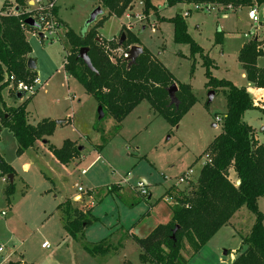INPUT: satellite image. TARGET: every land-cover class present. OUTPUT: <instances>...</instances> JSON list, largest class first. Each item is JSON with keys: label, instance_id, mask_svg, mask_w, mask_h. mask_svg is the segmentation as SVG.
I'll return each mask as SVG.
<instances>
[{"label": "rangeland", "instance_id": "rangeland-1", "mask_svg": "<svg viewBox=\"0 0 264 264\" xmlns=\"http://www.w3.org/2000/svg\"><path fill=\"white\" fill-rule=\"evenodd\" d=\"M11 1L12 12L17 5ZM26 1L29 17H34L35 4L33 0ZM151 1L160 16L168 18L181 13L185 17L189 33L212 59L211 70L216 78L247 86L255 103L264 106L263 92L242 76L245 68L239 60L244 43L264 38V18L263 23L252 22L248 16L250 5L203 11L195 10L192 2L187 1L173 6L165 4L166 0ZM4 2L0 0V9ZM142 2L136 0L133 9L122 17L110 16L100 27L101 36L111 39L116 35L114 39L118 40L122 32L134 33L140 39V46L156 54L173 73L175 83L191 85L197 102L174 125L144 100L118 128L109 112L100 117L96 98L67 72L65 59L69 45L65 28L61 26L57 33H48L44 38L36 29L30 31L31 58L38 75L36 89L18 99L15 89L6 88L3 97L8 105L15 106L31 97L27 105L31 124L44 118L66 120L56 125L49 137L50 145L61 147L70 139L79 146L82 155L64 164L42 142L18 154V141L13 132L2 128L0 155L16 173L14 193L8 199V175L2 176L0 169V247L3 248L0 264H153L141 259V246L129 236V229L138 237L145 236L148 234L145 228L171 217L173 202L164 193L173 185L185 191L192 189L191 182L197 181L208 158L205 150L223 130V116L228 106L224 90L208 86L201 56L192 58L189 44L175 42L171 22L160 19L152 10L148 19L141 21L135 17L143 14ZM56 5L59 17L82 34L90 28L88 19L100 3L98 0H56ZM260 6L262 13L264 4ZM186 11L190 13L184 15ZM103 14H108L106 8ZM128 23L132 24L131 30ZM151 24L156 25V32L152 31ZM220 34L223 38L218 41ZM116 53L119 50L113 51ZM257 62L263 68L264 56H259ZM210 91L214 92L211 102ZM243 120L255 129L259 141L264 142V112L260 108L249 109ZM84 169L86 172L82 174ZM190 169L192 180L180 183L179 178ZM143 179L150 191L146 197L136 187ZM79 187L84 191H79ZM77 193L81 194L78 202L73 201ZM67 198L80 209L88 208L89 204L94 206L92 213L98 220L88 226L86 240L115 241L126 235L120 252L95 257L83 248L81 240L66 233L64 217L57 205ZM258 207L264 213L263 197L258 199ZM254 219L253 212L246 206L241 207L199 252L188 257L187 264H231L242 249L243 236L250 232ZM136 223L138 227L133 228ZM43 243L49 247H43ZM184 253L190 255V249L185 248Z\"/></svg>", "mask_w": 264, "mask_h": 264}, {"label": "trees", "instance_id": "trees-1", "mask_svg": "<svg viewBox=\"0 0 264 264\" xmlns=\"http://www.w3.org/2000/svg\"><path fill=\"white\" fill-rule=\"evenodd\" d=\"M5 0L0 9V131L6 127L13 132L18 141L17 153L22 154L35 146L38 141H46L56 128V121L44 118L37 124L28 121V97L21 104L8 105L3 97V90L11 86L10 76L33 85L38 78L35 69L28 68L32 46L28 33L35 30L25 23L31 13L26 0ZM108 14L98 20L89 30L76 33L58 16V6L53 9L56 21L65 28L69 51L65 59L67 72L76 78L116 120L117 127L142 101H148L157 113L176 125L193 107L197 98L191 85L185 82L177 84V101L171 102L168 88L177 81L173 73L164 66L156 54L143 46V52L134 63L121 53L128 51L131 45L139 44L140 39L131 31H125L126 39H105L99 28L110 16L122 17L134 5L136 0H98ZM223 2L236 5L263 4L264 0H166L168 6L181 2ZM143 12L148 15L152 10L160 19L171 22L174 26V40L190 45V55H200L206 67L205 75L208 86L216 90L223 89L228 110L223 116L222 132L208 145L204 154L208 158L203 163L196 182H191L192 189L181 190L177 185L169 187L166 196L172 199L171 219L158 224L146 237L133 238L141 246L143 261L153 264H187L188 257L199 252L202 247L228 224L235 213L246 206L255 215L253 226L248 235L243 236L242 249L231 264H264V213L259 210L258 199L264 197V142L257 138L255 129L243 120L244 113L252 108L264 107L255 103L247 86H237L231 80L218 79L212 74V59L204 54L203 48L188 31V24L181 13L171 17L160 16L151 0H143ZM18 8V9H17ZM222 34L219 35L221 41ZM88 47V54L96 71L88 68L78 57L79 51ZM264 54L261 41L250 40L240 50L239 60L243 64L248 81L257 88H264V68L258 66L259 56ZM193 65V69L194 70ZM15 91V90H14ZM17 93V92H16ZM55 158L66 164L80 154V148L70 139L61 147L49 145ZM2 176L15 174V170L0 155ZM234 170L241 182L230 178ZM7 198L14 193V183L7 179ZM164 195V196H165ZM64 217V228L68 235L81 240L83 248L91 255L108 256L117 252L123 242L114 243L109 238L98 242L85 239V230L98 220L91 209L74 207L70 199L58 205ZM190 249L186 256L185 248Z\"/></svg>", "mask_w": 264, "mask_h": 264}, {"label": "built area", "instance_id": "built-area-1", "mask_svg": "<svg viewBox=\"0 0 264 264\" xmlns=\"http://www.w3.org/2000/svg\"><path fill=\"white\" fill-rule=\"evenodd\" d=\"M33 3L35 4V16L33 17L36 22L39 24V28L36 30L37 33L40 35V37L44 38L48 33L49 34H55L57 33L58 29L61 27V25L56 21L53 13V9L56 6V0H33ZM143 3V2H142ZM264 4V3H263ZM260 4V5H263ZM192 5L195 10H203V11H212L216 9H234V5L232 3H223V2H192ZM258 4H254L250 6V9L248 11V16L250 20L254 23H260L262 21V18H264V10L262 13L260 12L261 6ZM190 12L186 11L184 15H188ZM131 17V14L128 15V18ZM135 17H138L141 21L148 19L149 16L146 15L144 12L143 14H137ZM129 29H132V24H127ZM151 28L153 32H156V25L151 24ZM119 52L128 59V51H124L122 49H119ZM11 86L15 89L16 92L24 91L27 93H33L36 89V84H38V78L35 79L33 85H29L23 80H16L14 75L10 76ZM83 173L86 172V170L82 171ZM192 169L184 173L183 176L179 178V182H187L189 183L192 178ZM139 193L141 196L146 197L149 195V189L147 186V183L144 180H139L136 185ZM79 191H82L83 189L81 187L78 188ZM44 247H49V244L44 243ZM3 248L0 247V250Z\"/></svg>", "mask_w": 264, "mask_h": 264}, {"label": "water", "instance_id": "water-1", "mask_svg": "<svg viewBox=\"0 0 264 264\" xmlns=\"http://www.w3.org/2000/svg\"><path fill=\"white\" fill-rule=\"evenodd\" d=\"M18 9V8H17ZM133 9V6L130 7V10ZM103 14V7L100 5L98 6L90 15L89 19H88V24H91L93 22L96 21V19L98 18V16ZM25 23L31 27H34L35 29L39 28V24L36 22V20L33 17H28L25 20ZM126 39L125 33H122V39H121V43ZM89 48L88 47H83L80 49L79 51V55L78 57H80L81 59H83V61L86 63V65L88 66L89 69H91L92 71H96L95 67L93 66V63L91 61V58L88 54ZM143 52V47L138 45V44H133L130 46V48L128 49V60L130 61V63H134L137 59V57ZM28 68L30 69H36V63L35 61L30 58L28 61ZM177 84L173 83L169 88H168V92H169V96L171 98V102L177 101V97H176V92H177ZM26 93L24 91H19L16 93V97L18 99H21L23 97V95H25ZM213 91H210L209 94V102L212 101L213 99ZM99 114L100 117L104 116V110L102 106H99ZM57 124H62L64 123L66 120H61V119H57L55 120ZM44 142H46L44 140ZM7 179H9V181L11 183L14 182V174H8ZM145 181V180H144ZM146 182V181H145ZM241 182L240 179L237 180V185Z\"/></svg>", "mask_w": 264, "mask_h": 264}, {"label": "crops", "instance_id": "crops-1", "mask_svg": "<svg viewBox=\"0 0 264 264\" xmlns=\"http://www.w3.org/2000/svg\"><path fill=\"white\" fill-rule=\"evenodd\" d=\"M30 3H32V1H30ZM166 4V3H165ZM134 7V6H133ZM131 11V10H130ZM59 16V15H58ZM103 16H105L104 14H102V15H100V16H98V18L96 19V21L95 22H93V23H91L90 24V27H91V25H94L98 20H100ZM60 18V17H59ZM63 20V19H62ZM64 21V20H63ZM262 22V21H261ZM263 23V22H262ZM263 25H264V23H263ZM146 28V26H143V29H145ZM89 30V29H88ZM131 30V29H130ZM189 31V30H188ZM99 32H100V28H99ZM101 35V34H100ZM116 36V35H115ZM115 36H114V38H115ZM114 38H111V40L112 39H114ZM222 38L223 37H221V40H222ZM254 39H258L259 41H261V47L263 48V50H264V38H254ZM248 43V42H247ZM246 43H244V45H245ZM243 45V46H244ZM201 46V45H200ZM242 46V47H243ZM202 47V46H201ZM241 47V48H242ZM263 56H264V54H263ZM261 57H262V55H261ZM264 68V67H263ZM242 76H245L246 77V72H244L243 74H242ZM256 89H258V90H261L262 92H263V96H264V88H257L256 87ZM6 101V100H5ZM7 102V101H6ZM15 106V105H14ZM17 106V105H16ZM264 107V106H263ZM58 125V124H57ZM214 126H216V124H214ZM257 135V134H256ZM258 138V137H257ZM48 140H49V137L47 138ZM38 142H42V143H44V144H46V145H50V141L49 142H44V141H38ZM37 143V142H36ZM51 152V151H50ZM51 154L53 155V153L51 152ZM81 155H82V152H81V149H80V154L77 156V157H75V158H73V159H77V158H81ZM54 156V155H53ZM55 157V156H54ZM57 159V158H56ZM58 160V159H57ZM59 161V160H58ZM85 170V169H84ZM233 171V175H232V173H231V178H232V176L235 178L233 181H236V183H237V180H238V176H237V174H236V172L232 169L231 170V172ZM82 174H85V173H83L82 172ZM143 180H145V179H143ZM146 181V180H145ZM179 187V186H178ZM179 189H181L180 187H179ZM181 190H183V189H181ZM84 190H82L81 192H83ZM167 191V190H166ZM166 194V192L164 193V195ZM163 195V196H164ZM151 197V194H150V196H149V198ZM164 197H167L166 195L164 196ZM163 197V198H164ZM168 198V197H167ZM264 198V197H263ZM67 199H69V198H67ZM66 199V200H67ZM81 199V194L80 193H77V194H75L74 195V197H73V201H76V202H78L79 200ZM65 201V200H64ZM64 201H62V202H64ZM62 202H60V203H62ZM59 203V204H60ZM73 203V202H72ZM58 204V205H59ZM58 205H57V208H58ZM74 205V204H73ZM75 207V206H74ZM93 207L94 206H92V205H88V208H83V210H87V209H91L92 211H93ZM170 207H171V205H170ZM59 209V208H58ZM60 211H61V213H62V210L61 209H59ZM63 214V213H62ZM169 216H171V214L169 213ZM171 219V217L170 218H168V220H166V221H164V222H160V223H167L169 220ZM62 221H64L63 219H62ZM138 224L139 223H136L134 226H133V228L135 227H138ZM159 224V223H158ZM158 224H154L153 226H148L149 228H145V232L146 233H150ZM64 225V224H63ZM87 229H88V227L86 228V230H85V233H86V231H87ZM129 236H132L133 237V235H135V233L134 232H132V229H129ZM148 234H145V236H147ZM145 236H141V237H145ZM124 238H126V235H124V237L122 236H120V238H118L117 240H115V241H113L115 244L116 243H118V242H120V241H122L123 242V239ZM44 244V243H43ZM43 244H42V246H43ZM44 247V246H43ZM124 247V243H123V246L121 247V248H123ZM121 248L118 250V252H120V250H121ZM115 253V252H114Z\"/></svg>", "mask_w": 264, "mask_h": 264}]
</instances>
